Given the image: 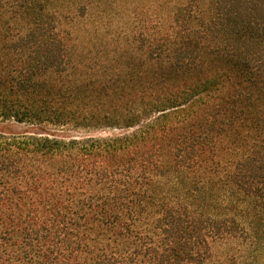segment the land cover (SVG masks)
Returning a JSON list of instances; mask_svg holds the SVG:
<instances>
[{"label":"trees","instance_id":"trees-1","mask_svg":"<svg viewBox=\"0 0 264 264\" xmlns=\"http://www.w3.org/2000/svg\"><path fill=\"white\" fill-rule=\"evenodd\" d=\"M115 4L0 0V264H239L213 246L264 223V0Z\"/></svg>","mask_w":264,"mask_h":264},{"label":"rangeland","instance_id":"rangeland-1","mask_svg":"<svg viewBox=\"0 0 264 264\" xmlns=\"http://www.w3.org/2000/svg\"><path fill=\"white\" fill-rule=\"evenodd\" d=\"M116 4L113 7V10H117V6L121 3V0H115ZM154 0H134V3L138 5L141 4L144 12H150L148 6ZM131 7H129L125 12L130 14ZM145 14V13H144ZM15 130H23L21 126H15ZM213 254L215 259L221 261H226L229 259L235 260L234 263L239 264H264V223L254 227V239L247 241L243 245L237 244H216L213 246Z\"/></svg>","mask_w":264,"mask_h":264}]
</instances>
